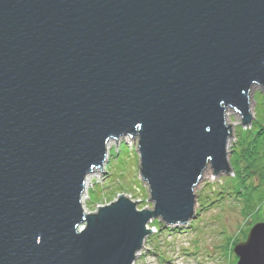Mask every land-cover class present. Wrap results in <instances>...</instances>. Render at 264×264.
<instances>
[{"label":"water","instance_id":"1","mask_svg":"<svg viewBox=\"0 0 264 264\" xmlns=\"http://www.w3.org/2000/svg\"><path fill=\"white\" fill-rule=\"evenodd\" d=\"M255 85L264 0H0V264H132L149 222L195 217L208 163L232 174L226 112L251 125ZM123 136L154 206L87 214L86 177ZM233 250L264 264V221Z\"/></svg>","mask_w":264,"mask_h":264},{"label":"rangeland","instance_id":"2","mask_svg":"<svg viewBox=\"0 0 264 264\" xmlns=\"http://www.w3.org/2000/svg\"><path fill=\"white\" fill-rule=\"evenodd\" d=\"M263 99L262 87L255 85L250 93L253 122L262 112ZM226 121L232 124L227 147L230 160L241 129L251 128L252 124L243 126L242 115L231 108L227 109ZM138 144V136L110 141L103 166L95 168L87 177L82 198L87 212H96L98 205H107L120 194L136 202L138 210L153 208L149 185L140 175ZM233 175L234 172L214 175L208 163L201 182L195 187V217L185 224L164 225L160 229L154 227L153 221L149 222L148 228L153 232L145 238L132 264H232L236 257L234 246L247 239L244 232L252 219L243 214L241 201L229 194Z\"/></svg>","mask_w":264,"mask_h":264},{"label":"trees","instance_id":"3","mask_svg":"<svg viewBox=\"0 0 264 264\" xmlns=\"http://www.w3.org/2000/svg\"><path fill=\"white\" fill-rule=\"evenodd\" d=\"M230 161L234 175L231 177L229 194H234L241 201L243 214L252 218L248 230L244 232L247 237L252 224L264 221V102L262 112L260 116L257 115L251 128L241 129ZM153 225L157 229L164 226L158 219L153 221ZM236 261L237 257L232 264Z\"/></svg>","mask_w":264,"mask_h":264},{"label":"bare ground","instance_id":"4","mask_svg":"<svg viewBox=\"0 0 264 264\" xmlns=\"http://www.w3.org/2000/svg\"><path fill=\"white\" fill-rule=\"evenodd\" d=\"M111 140H113V139H110L109 141H108V144H107V147H108V145L110 144V141ZM116 140V139H115ZM118 140V139H117ZM107 151H108V148H107ZM106 158H108V152H107V156H106ZM89 175V174H88ZM88 175H87V177H88ZM87 177H86V181H87ZM142 178V177H141ZM85 186H86V183H85ZM84 194V193H83ZM82 198H83V195H82ZM111 203V202H110ZM84 203H83V199H82V207H83V210H84V212H86L87 214H91L90 212H87L86 211V209L84 208ZM99 207H101V206H99ZM99 211V208H98V210L96 211V212H98ZM156 220V219H155ZM155 220H153V221H155ZM139 251L136 253V257H138L139 256Z\"/></svg>","mask_w":264,"mask_h":264},{"label":"built area","instance_id":"5","mask_svg":"<svg viewBox=\"0 0 264 264\" xmlns=\"http://www.w3.org/2000/svg\"><path fill=\"white\" fill-rule=\"evenodd\" d=\"M99 206H101V207H102V205H98V208H99Z\"/></svg>","mask_w":264,"mask_h":264}]
</instances>
